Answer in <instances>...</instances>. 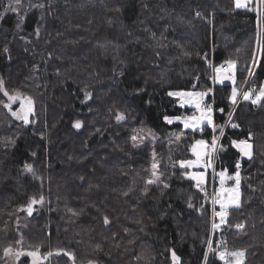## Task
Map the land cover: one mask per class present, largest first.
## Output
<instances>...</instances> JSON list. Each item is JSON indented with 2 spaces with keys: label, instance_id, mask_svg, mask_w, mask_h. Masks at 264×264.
I'll use <instances>...</instances> for the list:
<instances>
[{
  "label": "trees",
  "instance_id": "trees-1",
  "mask_svg": "<svg viewBox=\"0 0 264 264\" xmlns=\"http://www.w3.org/2000/svg\"><path fill=\"white\" fill-rule=\"evenodd\" d=\"M10 2L0 0V79L10 93L18 90L22 98L33 100L35 115L29 119L36 123L16 121L0 93V140L16 138L15 146L0 143V229L8 222L6 232L0 231V264H11L3 258L9 245L35 247L42 255L53 252L55 258L42 264H71L55 255L60 248L73 251L76 264L89 259L97 264H171L168 248L176 250L182 264H203L210 204L182 175L188 170L178 162L192 158L197 140L211 144L220 130H184L179 123H165L164 116L191 113L168 92L208 89L206 103H213L214 123L224 128L212 159L214 171L233 174L240 156L231 140L244 139L251 131L256 145L254 160L241 159V193L248 202L239 210L229 209L228 223L212 232V247L247 249L246 264H264V106L244 101L243 95L234 106L232 86L211 82L212 70L233 60L239 92L264 84V66L254 67L252 76L247 71L254 51L260 59L255 12L231 10L232 0H22L18 13H5ZM39 3L45 8L29 7ZM117 7L119 13L110 11ZM18 14L24 17L19 29ZM85 87L93 99L82 104ZM137 89L143 92L136 94ZM116 109L127 110V121L117 124L111 118ZM230 112L239 128L228 123ZM76 119L84 121L79 132L71 126ZM149 130L153 140L134 149L131 136ZM153 151L162 162L161 179L171 187L162 195L153 185L143 196ZM26 163L34 166L39 180L22 174ZM47 174L52 175L49 188ZM209 179L210 172L207 185ZM129 187L135 190L122 196ZM40 196L50 199L42 211L32 216L17 211ZM189 197L193 208L187 206ZM69 209L81 214L72 216ZM105 214L111 220L108 226L103 224ZM136 219L142 222L136 224ZM240 221L248 225L246 234L234 227ZM21 236L23 244L17 245ZM207 264L222 263L215 253L208 254Z\"/></svg>",
  "mask_w": 264,
  "mask_h": 264
},
{
  "label": "snow or ice",
  "instance_id": "snow-or-ice-1",
  "mask_svg": "<svg viewBox=\"0 0 264 264\" xmlns=\"http://www.w3.org/2000/svg\"><path fill=\"white\" fill-rule=\"evenodd\" d=\"M233 4V9L231 10H239V9H244L248 12H255L256 14V25H257V35H256V46L257 49L259 50L260 54V59L257 58V52L254 51L252 55V67H249L247 69L249 76L254 75L253 68L256 66H264V0H232ZM23 7V2L22 0H11L9 5L5 7L4 12L7 13L9 11L13 13H18V9ZM29 7L31 8H37V9H44L45 4L44 3H39V4H29ZM110 11H114L119 13L121 9L119 7L115 9H110ZM51 15V12L48 13ZM196 17H202V13L199 11H196L195 13ZM209 15H213V13H209ZM4 18V13H0V19ZM42 19V17H41ZM24 22V17L19 15L17 16V28L19 29L21 25ZM35 34L37 37L40 35V27L38 26L35 29ZM177 47H183V45L178 44ZM3 52L5 54L9 53V49L7 46L4 47ZM185 55H191L188 52L184 53ZM227 64V68H223V66L214 68V71L219 74L221 72L227 73L226 75H217L214 78V82H220L223 83L225 79H232L233 83H235L234 79V70L236 67V62L233 60H227L225 61ZM35 68V66H34ZM59 74V73H57ZM123 74V73H121ZM198 79V77H197ZM247 82V81H246ZM193 89L197 87L196 84L192 85ZM83 92V100H81L82 104H87L89 101L93 99V93L88 90L87 87L81 89ZM212 89H208V92H211ZM140 92H143V89H137L136 94H139ZM0 93L3 94V96L7 97L8 103H4V108L8 109L12 115V117L17 120L21 121L23 125L28 126L30 124L34 125L36 123L35 120H30L29 116L30 115H35L34 109H33V100L29 97H24V99L27 101V104L25 105L23 102L21 103V109L20 111H13L12 110V103L16 101L17 99H20L21 93L18 90H14V94L10 93L4 85V81L0 79ZM207 92H196V91H170L168 92V96L170 97H179L181 99V106L185 102L192 104L195 106L197 111L200 112L199 117H187L183 119V125L185 129L191 128L193 131H203V128L201 127V124L203 121H207V126L212 128L213 132L215 133L217 130V127H219V136L213 135L212 141H211V149L212 152H215L217 149V143L220 139V137L224 136V128L223 126H217L214 121H213V108L211 104L205 105L203 108L201 105L204 102V97L207 95ZM244 101L250 102L252 105H260L264 106V84H261L259 86V89L255 88H250L242 93ZM237 96H238V90L237 88L233 87L232 93H231V102L233 105L237 103ZM150 103V101H149ZM91 111V109H89ZM221 112H223V109H220ZM232 116L233 113H229V120L228 123H230V126L233 129L239 128L240 125L238 123H235L232 121ZM112 119L117 124H121L129 118V114L127 110H120L116 109L114 112V115L111 116ZM164 121L165 123L171 124L173 122L172 118L168 116H164ZM72 128L79 132L80 130L83 129L84 127V121L81 119H76L72 122ZM55 127V125H53ZM97 132L100 131V129H96ZM143 132V130H141ZM41 139H45V134L41 133ZM152 134L149 130V133L147 134H141V133H136L131 136V142H132V147L139 148L144 145V142L146 139H152ZM180 137L177 136V140H179ZM0 143L4 145V147H7L8 145L15 146L16 145V138L14 137H5L2 140H0ZM196 145L204 146L205 141L204 140H197ZM231 147L234 148L238 153L240 158H246L248 161H252L255 158L256 155V145H255V138L253 133L250 131L248 133V136L244 139H233L231 140ZM220 150H224V145H220ZM33 156L36 155L35 152L32 153ZM193 155L196 156V160H180L179 166L184 169V168H192L193 166L195 167H212L211 161V152L204 153V155L209 157V162H206L205 164L201 163V152L197 151L196 147L193 146ZM260 155L264 156V149L260 151ZM161 161L156 159V153L153 151L152 153V163H151V174L149 178L146 179L144 187L142 189V195L147 196L148 193L152 190L151 186L155 185L159 188V191L163 195L164 191L169 189L171 186L167 182L162 181L161 177L163 176V172L161 171ZM235 168L236 171L233 175H228L226 176L225 171L219 172L220 176V183L223 188V185L225 183V179L229 180H234V186L228 189H225V191L228 192V196L226 199L224 198H214L213 203L219 204V211H214L213 216L214 217H219L220 224L213 223L212 228L214 230L219 229L221 225L228 223V216H229V209L234 208V209H241L245 203L248 201L242 199V193H241V161L240 159H237L235 163ZM27 173L31 174L33 177L36 176V171L33 167L32 164H24L22 174ZM127 173H125L126 175ZM182 175L186 176L188 179H192L196 181V188L200 191H203L204 189L201 187L205 183V174L203 172H197V173H182ZM81 180L84 179L83 176L80 177ZM135 181H133L134 183ZM162 185V187H160ZM251 187V186H250ZM135 189L132 187H129L127 191H123L121 193L122 196L128 197L130 193H132ZM253 192L256 191L255 188L251 189ZM219 197V193L217 194ZM191 197L188 198L187 201V206L189 208H193V204L191 202ZM44 203V197L40 196L39 199L32 198L30 202L28 203L26 209H18L17 211H26L28 216L33 215L34 211V205L36 204H43ZM169 208L172 207L171 204L168 205ZM82 211V210H81ZM69 212L71 213L72 216H79L81 212H77L73 209H69ZM9 217H12L14 213L9 212L8 213ZM136 224H140L142 221L140 219H136L134 221ZM7 221H5V228L0 229V231H5L7 229ZM111 220L108 215L103 216V224L105 226L110 225ZM230 227H233V225H230ZM17 227H19V224L17 223ZM236 231L238 233H245L247 232V223L245 221H240L234 225ZM125 233H128L130 229L125 228L124 229ZM113 239H115V233L113 234ZM17 245H22L23 244V238L21 236V239H18L15 241ZM129 243H132V241H129ZM208 251L204 253L205 256V261L203 264H207V257H208V252L212 251V241H208ZM224 245V242L222 241L220 245H217V247H222ZM99 245L96 246V250H99ZM166 251L170 254V262L171 264H182V259L181 257L177 254L176 250L174 248H168ZM54 253L49 251L47 255H41L39 253L38 248L34 251H24V250H16L14 249L11 245L5 247L3 249V258H10L14 257L16 264H26L27 258H31V264H42V261H46L50 256H52ZM55 255L60 256L63 255L67 257L68 261H71V264H76L77 261V256L73 251H69L63 248L57 249L55 252ZM217 256L221 261H224V264H246V259H247V249H238L235 251H223V252H217ZM25 259H21V258ZM226 257L230 259H226ZM143 254L141 256H137L136 260H141L143 259ZM151 258L149 257V260ZM87 264H97V261L94 259H89L87 261ZM147 264V261H146Z\"/></svg>",
  "mask_w": 264,
  "mask_h": 264
},
{
  "label": "rangeland",
  "instance_id": "rangeland-1",
  "mask_svg": "<svg viewBox=\"0 0 264 264\" xmlns=\"http://www.w3.org/2000/svg\"><path fill=\"white\" fill-rule=\"evenodd\" d=\"M242 10H244V9H239L238 11H242ZM218 67H221V66H217V67H215V68H218ZM226 67H227V65H226ZM227 73H225V72H221V73H219V74H217L215 71H214V69L212 70V78L214 79L217 75H221V76H223V75H226ZM216 84L217 85H222V84H226V85H231L232 86V89H233V87H235V85H234V83H233V80L232 79H225L224 81H223V83H220V82H216ZM236 88V87H235ZM232 89H231V92L230 93H232ZM257 91H258V89H257ZM196 92H201V91H196ZM202 92H207L208 94L204 97V102H203V104L201 105V107H204L205 105H208V104H211V103H206V99H207V96H209V95H211V92H208V91H202ZM242 91H238V96H237V100H238V97L240 96V93H241ZM230 97H231V94H230ZM4 98H5V103H7V97H5L4 96ZM172 98H174L176 101H177V105L179 106V107H181V108H189L190 110H191V113L190 114H186V115H182V116H180V117H176V118H172V120H173V122L172 123H179V124H181L182 125V128L184 129V130H192L191 128H189V129H185L184 128V125H183V119L184 118H187V117H193V116H195V117H199L200 116V112L199 111H197V109L195 108V106L194 105H192V104H189V103H187V102H185L184 104H183V106H181V99L179 98V97H172ZM244 100V99H243ZM230 101H231V99H230ZM11 103H13V102H11ZM27 104V103H26ZM25 104V105H26ZM212 105V104H211ZM236 105V104H235ZM234 105V106H235ZM14 108L12 107V110H13ZM21 109V108H20ZM9 111V110H8ZM18 111H20V110H18ZM10 112V111H9ZM213 113H214V110H213V112H212V116H213ZM11 114V113H10ZM17 121V120H16ZM214 121V120H213ZM18 122H20V121H18ZM201 127L202 128H204V127H206V128H208V129H211L212 130V128H210V127H208L207 126V121H203L202 122V124H201ZM197 131H199V130H197ZM151 140H153V139H151ZM193 146H195L196 147V149H197V151H199V152H201V163L202 164H205L206 162H209V157L208 156H206V155H204V153H207V152H211L212 153V156H211V163H212V159H213V157H214V153L216 152H212V149H211V144H208V142H206L205 141V145L204 146H200V145H196V142L192 145V148H191V155H192V158L190 159V160H196V156L195 155H193ZM240 159H246V158H240ZM34 167V166H33ZM212 168H213V163H212V167H207V168H205V167H195V166H193L192 168H186L187 170H188V173L189 174H191V173H197V172H203L204 174H205V183L203 184V185H207L206 183H207V181H208V172H210L211 173V171H212ZM48 170V169H47ZM216 173V172H215ZM41 176H42V173H39ZM219 174V172H217L216 173V175H217V177H218V179H219V182H220V176L218 175ZM28 175H30V176H32L31 174H28ZM227 176V175H226ZM52 177V175H48L47 174V176H46V179H47V181H48V188H49V179ZM35 181L36 180H39V178H38V176H37V174H36V176L33 178ZM190 180H192V179H190ZM193 182H194V184H196V181L195 180H192ZM227 182H232V183H227ZM225 183H227V184H225ZM225 183H224V185H223V188H222V186L220 187V188H218L217 189V191H216V194H215V198H224V199H226L227 198V196H228V192L227 191H225V189H228V188H231V187H233L234 186V180H229V179H225ZM221 184V183H220ZM42 185V184H41ZM47 188V189H48ZM219 193V197L217 196V194ZM47 199V200H46ZM46 199H44V203L41 205V204H36V205H34L33 207H34V212H40V211H42L44 208H45V206H47V204H49V200L50 199H48V198H46ZM83 202H84V200H83ZM85 206H87V204H85ZM215 207H216V210L215 211H219V204H215ZM24 209H26V208H24ZM217 223H220V220H219V217H216V224ZM213 231H215L213 228L211 229V224H210V234L212 235V232ZM210 236V235H209ZM208 241H209V238H208ZM219 245H220V243H219ZM37 248H35V247H28V248H26L24 251H34V250H36ZM212 251H209V253L208 254H210L211 256H213L215 253H216V255H217V252H223V251H221V250H216V249H214L213 247H212ZM16 250H21V248H18V249H16ZM39 250V253L41 252L40 251V249H38ZM205 252H206V249H205ZM41 254V253H40ZM42 255V254H41ZM218 257V256H217ZM55 257H54V254L52 255V256H50L47 260H50V261H52V259H54ZM208 258V257H207ZM5 259V258H4ZM22 259V258H21ZM31 259V258H30ZM219 259V258H218ZM226 259H230V258H228V257H226ZM8 261V262H10L11 264H16V261H15V258L14 257H10V258H6L5 259V261ZM46 260V261H47ZM31 261V260H30ZM219 261L222 263V264H224V261H221L220 259H219ZM31 264V263H30Z\"/></svg>",
  "mask_w": 264,
  "mask_h": 264
},
{
  "label": "built area",
  "instance_id": "built-area-1",
  "mask_svg": "<svg viewBox=\"0 0 264 264\" xmlns=\"http://www.w3.org/2000/svg\"><path fill=\"white\" fill-rule=\"evenodd\" d=\"M223 68L226 69L227 67L226 66H223ZM243 90L244 89H242V92H243ZM242 92H241V95H242ZM237 102H238V100H237ZM212 108H213V103H212ZM218 144H219V141L217 143V147H218ZM214 155H215V153H214ZM240 161H241V169H240V171H242V169H243V163H242V160L241 159H240ZM213 166H214V164H213ZM235 171H236V168L234 167L233 174L235 173ZM220 185L221 184L219 182V179H218V177H217V175H216V173L214 171V167H213L212 168V171L210 173V179H209L208 185H202L201 187L204 190L203 191H200L201 193H203L204 195H206L208 197V201H209V204H210V224H211V229H212L213 223H216V217L213 216V212L215 211V203H213V199L215 198L216 191L220 187ZM211 236L212 235L210 234L209 241H211ZM208 248H209V245H207L206 251H208Z\"/></svg>",
  "mask_w": 264,
  "mask_h": 264
},
{
  "label": "flooded vegetation",
  "instance_id": "flooded-vegetation-1",
  "mask_svg": "<svg viewBox=\"0 0 264 264\" xmlns=\"http://www.w3.org/2000/svg\"><path fill=\"white\" fill-rule=\"evenodd\" d=\"M24 103V104H26L27 103V101L24 99V98H22V97H20V99H17L16 101H14L13 103H12V107L14 108L13 109V111H18V110H20V108H21V103ZM7 103H8V100H7ZM30 117V116H29Z\"/></svg>",
  "mask_w": 264,
  "mask_h": 264
},
{
  "label": "crops",
  "instance_id": "crops-1",
  "mask_svg": "<svg viewBox=\"0 0 264 264\" xmlns=\"http://www.w3.org/2000/svg\"><path fill=\"white\" fill-rule=\"evenodd\" d=\"M211 82H212V84H216V82H214V79H213V78L211 79ZM227 176H228V175H227ZM227 183L230 184V183H232V182H227ZM227 183H225V184H227ZM220 187H221V185H220ZM220 187H219V188H220ZM215 210H216V207H215ZM217 224H220V223H217ZM221 226H222V225H221Z\"/></svg>",
  "mask_w": 264,
  "mask_h": 264
},
{
  "label": "clouds",
  "instance_id": "clouds-1",
  "mask_svg": "<svg viewBox=\"0 0 264 264\" xmlns=\"http://www.w3.org/2000/svg\"><path fill=\"white\" fill-rule=\"evenodd\" d=\"M238 100H239V97H238Z\"/></svg>",
  "mask_w": 264,
  "mask_h": 264
},
{
  "label": "water",
  "instance_id": "water-1",
  "mask_svg": "<svg viewBox=\"0 0 264 264\" xmlns=\"http://www.w3.org/2000/svg\"><path fill=\"white\" fill-rule=\"evenodd\" d=\"M240 95H241V93H240ZM240 97V96H239Z\"/></svg>",
  "mask_w": 264,
  "mask_h": 264
}]
</instances>
